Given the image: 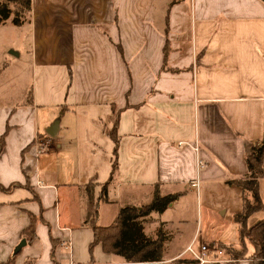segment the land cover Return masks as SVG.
I'll return each instance as SVG.
<instances>
[{
  "label": "crops",
  "instance_id": "crops-1",
  "mask_svg": "<svg viewBox=\"0 0 264 264\" xmlns=\"http://www.w3.org/2000/svg\"><path fill=\"white\" fill-rule=\"evenodd\" d=\"M30 2L20 25L28 28L30 85L0 71V187H14L0 191V264H174L183 250L165 259L164 240L157 262H125L99 243L90 247L88 195L94 225L108 228L121 209L140 210L155 192L177 195L170 209L194 191L199 205L198 190L236 187L230 182L246 175L244 157L264 135V4ZM114 116L115 158L106 134ZM165 210L143 218L146 238L163 236Z\"/></svg>",
  "mask_w": 264,
  "mask_h": 264
},
{
  "label": "trees",
  "instance_id": "trees-1",
  "mask_svg": "<svg viewBox=\"0 0 264 264\" xmlns=\"http://www.w3.org/2000/svg\"><path fill=\"white\" fill-rule=\"evenodd\" d=\"M30 0H0V24L4 23L11 17V23L15 26H20L28 21L30 12ZM116 117L114 122L106 134L113 140V157L116 156L117 136L115 134ZM4 138L0 137V152L3 147ZM1 154V153H0ZM246 175L243 179L233 181L242 193L245 191L250 194L252 203L247 200L242 201V210L240 213L234 215V220L238 224L240 248H244L243 240L247 239L252 246L253 252L247 257L249 260L247 264H264V204L261 201L259 193V180L264 181V135L260 138L257 147H251L247 151L245 157ZM110 175L116 169L115 159L112 161ZM14 188H1L0 191H7ZM88 187L85 188V190ZM101 198L105 196V185L100 190ZM88 195V193H86ZM177 195H169L160 197L157 192L154 193L152 201L140 207L137 210L132 207H125L118 212V215L112 225L108 228H102L94 225L96 210L91 195H88V214L87 221H89L92 228V240L90 247L99 243L103 252L108 254H115L124 259L125 262H157L161 259V249L164 237L158 231L155 240L146 238L142 233V221L144 217L151 212L161 213L167 206L176 199ZM262 217L260 221L246 229L247 217L254 213L260 212ZM86 222V221H85ZM32 228L31 226H29ZM26 231H24L25 233ZM244 250V249H243ZM233 264V263H232Z\"/></svg>",
  "mask_w": 264,
  "mask_h": 264
},
{
  "label": "rangeland",
  "instance_id": "rangeland-1",
  "mask_svg": "<svg viewBox=\"0 0 264 264\" xmlns=\"http://www.w3.org/2000/svg\"><path fill=\"white\" fill-rule=\"evenodd\" d=\"M27 40V26L12 25L11 17L5 23L0 24V71L4 69V77L8 81L12 82V77L19 76L21 80L26 81L25 84L30 85V77L26 72L27 66L24 62L28 58L25 54ZM9 51H15L19 53V56L10 55ZM263 185V180L260 179L259 192L264 201ZM198 193L200 194L199 205L195 202L197 191H194L193 194L189 193L185 198L175 202L170 209L167 208L163 216H159L160 222H168L161 226L164 236V258L167 259L181 253L192 241L194 244L208 245V240L212 239L215 244L218 242L223 244L221 248L229 250L227 258L237 261L246 260L252 249L247 239L243 240L244 250L240 248L238 225L233 220V214L242 210L241 189L218 187L213 190H198ZM245 193L250 196L248 192L245 191ZM246 200L252 203L251 197ZM181 211L183 215L180 214ZM181 217L185 223L179 222ZM261 217V211L250 214L246 218V229L260 221ZM157 226V223L149 226L146 233L152 235L151 232H154Z\"/></svg>",
  "mask_w": 264,
  "mask_h": 264
},
{
  "label": "built area",
  "instance_id": "built-area-1",
  "mask_svg": "<svg viewBox=\"0 0 264 264\" xmlns=\"http://www.w3.org/2000/svg\"><path fill=\"white\" fill-rule=\"evenodd\" d=\"M37 149H45V145H36ZM194 150L196 148L194 147ZM201 165V164H199ZM198 181L193 180L189 182V187L196 189ZM227 248H221V246L207 245L204 243L194 244L192 241L183 249V252L172 259L174 264H232L240 261L234 260L233 258H227ZM264 261V259H262Z\"/></svg>",
  "mask_w": 264,
  "mask_h": 264
},
{
  "label": "water",
  "instance_id": "water-1",
  "mask_svg": "<svg viewBox=\"0 0 264 264\" xmlns=\"http://www.w3.org/2000/svg\"><path fill=\"white\" fill-rule=\"evenodd\" d=\"M262 1V3L264 4V0H261ZM9 54L10 55H12V56H16L17 55V53L14 51V52H12V51H9ZM58 123H59V121L57 120V119H55L52 123H51V125H49L48 127H47V129L45 130V134L46 135H48V136H50V137H55V134H56V132H57V129H58ZM25 243L26 242H24V240L23 239H21L20 241H19V243L14 247V249H13V254H16L17 252H19L20 250H21V248L25 245Z\"/></svg>",
  "mask_w": 264,
  "mask_h": 264
}]
</instances>
